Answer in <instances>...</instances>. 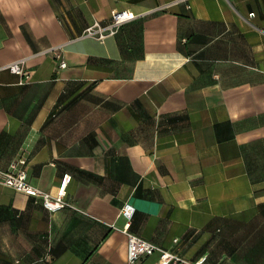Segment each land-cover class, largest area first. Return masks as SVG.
Segmentation results:
<instances>
[{
    "label": "crops",
    "instance_id": "crops-1",
    "mask_svg": "<svg viewBox=\"0 0 264 264\" xmlns=\"http://www.w3.org/2000/svg\"><path fill=\"white\" fill-rule=\"evenodd\" d=\"M114 11L134 18L89 34ZM18 61L0 171L24 159L52 196L69 175L70 206L0 183V264H128L125 203L180 264H264V0H0V67Z\"/></svg>",
    "mask_w": 264,
    "mask_h": 264
},
{
    "label": "built area",
    "instance_id": "built-area-1",
    "mask_svg": "<svg viewBox=\"0 0 264 264\" xmlns=\"http://www.w3.org/2000/svg\"><path fill=\"white\" fill-rule=\"evenodd\" d=\"M253 16V14H251ZM134 18L132 13L128 11H114L111 15L108 25L105 27H96L94 30L88 29L89 34L96 35L99 39H103L107 34L116 32L124 23ZM56 61L59 62L58 69L66 68L67 64L61 58V54L57 51L53 52ZM0 70H8L13 74L19 75L23 81L29 79V74L24 70L23 61L9 63L0 67ZM25 160L20 159L13 162L7 171H0V183L14 189L16 192L22 193L29 197H36L42 199L43 207L51 212H58L70 205L65 201V187L70 181V176L66 175L59 187L57 194L52 196L50 193L39 190L33 187L27 178V171L25 170ZM135 208L130 203H125L120 209V215L124 217L128 224L123 230L127 238V263L138 264L143 258L149 257L156 252H159L157 264H180L182 259L172 251H167L156 247L152 243L142 239L141 237L132 234L128 227L133 219ZM177 241L174 240V243Z\"/></svg>",
    "mask_w": 264,
    "mask_h": 264
},
{
    "label": "bare ground",
    "instance_id": "bare-ground-1",
    "mask_svg": "<svg viewBox=\"0 0 264 264\" xmlns=\"http://www.w3.org/2000/svg\"><path fill=\"white\" fill-rule=\"evenodd\" d=\"M155 65V64H154Z\"/></svg>",
    "mask_w": 264,
    "mask_h": 264
}]
</instances>
